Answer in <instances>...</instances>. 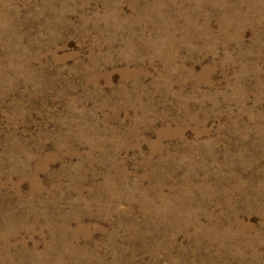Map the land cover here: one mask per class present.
Segmentation results:
<instances>
[{"label": "rangeland", "instance_id": "rangeland-1", "mask_svg": "<svg viewBox=\"0 0 264 264\" xmlns=\"http://www.w3.org/2000/svg\"><path fill=\"white\" fill-rule=\"evenodd\" d=\"M3 263L264 264V0H0Z\"/></svg>", "mask_w": 264, "mask_h": 264}, {"label": "bare ground", "instance_id": "bare-ground-1", "mask_svg": "<svg viewBox=\"0 0 264 264\" xmlns=\"http://www.w3.org/2000/svg\"><path fill=\"white\" fill-rule=\"evenodd\" d=\"M161 208V207H160ZM71 254V253H70ZM23 256V255H22ZM23 261V260H22ZM4 264V263H3Z\"/></svg>", "mask_w": 264, "mask_h": 264}]
</instances>
